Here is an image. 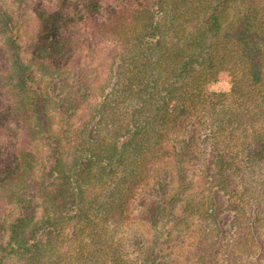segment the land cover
Returning a JSON list of instances; mask_svg holds the SVG:
<instances>
[{
  "label": "trees",
  "instance_id": "16d2710c",
  "mask_svg": "<svg viewBox=\"0 0 264 264\" xmlns=\"http://www.w3.org/2000/svg\"><path fill=\"white\" fill-rule=\"evenodd\" d=\"M0 103V264H264V0H0Z\"/></svg>",
  "mask_w": 264,
  "mask_h": 264
},
{
  "label": "rangeland",
  "instance_id": "374dc122",
  "mask_svg": "<svg viewBox=\"0 0 264 264\" xmlns=\"http://www.w3.org/2000/svg\"><path fill=\"white\" fill-rule=\"evenodd\" d=\"M102 45H105V47L107 46V44L105 42L102 43ZM99 55V54H98ZM94 56V55H93ZM92 56V58H93ZM102 59H104L103 55L102 56H96V58H93V61L98 63L100 62ZM95 65V64H94ZM100 65H101V62H100ZM101 69L103 70V68L101 67ZM230 85V89H231V83L228 82V81H224V80H215V81H212L209 85L210 87V90H213V91H216V92H229L230 89L228 88V86ZM3 105L0 103V109H2ZM11 121V122H9ZM4 120V119H1L0 120V125L3 124V125H8L9 127H12L15 123L12 121V120ZM17 128V126H16ZM18 129V128H17ZM13 131H14V128L11 129L10 131H7L6 129H3L1 128V131H0V141H4V142H7L8 146H11L12 145V142H15L17 137H18V131L16 133V138L12 141L11 140V137H13ZM165 170H163V172H168V173H171V174H175L174 178H173V181L171 183V181L169 180L170 177H167V181H169V185L167 187V196L168 197H171L173 195H175V192H177L178 190H184L185 187H184V183L183 181L177 179V169H175L173 163H170L168 164L167 168H163ZM167 173V175H168ZM195 178H196V186L198 187H202L203 184L205 183V178L202 174H196L195 175ZM219 194V196H217V201L220 203V208H222V206L224 205L225 203V196L222 194V192H217ZM177 203V206H176V211L180 212L181 208H182V202L179 200L176 202ZM231 214L230 212L226 211V209H221L220 213L218 214V219L220 221V225H221V228L223 229V232H226L228 235L229 233H231V230H233L231 224H230V220H231ZM132 224V227H131V230H128L129 235L130 236H134L135 233H138L140 235V237L143 239V241L141 243H145V244H148L152 238V235H153V230L152 228L149 226V225H145V223H143L142 221L140 220H134L131 222ZM195 227V226H193ZM232 228V229H231ZM125 236V235H124Z\"/></svg>",
  "mask_w": 264,
  "mask_h": 264
},
{
  "label": "clouds",
  "instance_id": "9594fccd",
  "mask_svg": "<svg viewBox=\"0 0 264 264\" xmlns=\"http://www.w3.org/2000/svg\"><path fill=\"white\" fill-rule=\"evenodd\" d=\"M228 88L230 89V85L228 86Z\"/></svg>",
  "mask_w": 264,
  "mask_h": 264
}]
</instances>
